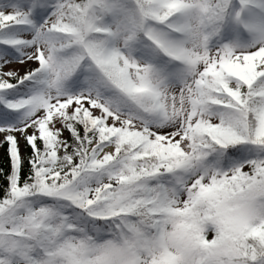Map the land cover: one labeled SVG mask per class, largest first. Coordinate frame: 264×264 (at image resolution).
<instances>
[{
    "label": "snow or ice",
    "instance_id": "obj_1",
    "mask_svg": "<svg viewBox=\"0 0 264 264\" xmlns=\"http://www.w3.org/2000/svg\"><path fill=\"white\" fill-rule=\"evenodd\" d=\"M0 264H264V0H0Z\"/></svg>",
    "mask_w": 264,
    "mask_h": 264
}]
</instances>
